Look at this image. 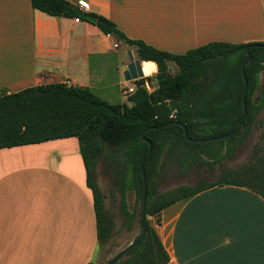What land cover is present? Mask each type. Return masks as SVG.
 <instances>
[{"label": "crops", "instance_id": "0c3cea01", "mask_svg": "<svg viewBox=\"0 0 264 264\" xmlns=\"http://www.w3.org/2000/svg\"><path fill=\"white\" fill-rule=\"evenodd\" d=\"M67 1L174 55L210 42L264 43V0ZM76 19L33 10L30 0H0V89L64 83L126 103L123 88L134 84L123 73L134 49ZM139 62L143 78L156 74L154 62ZM146 63L153 73H144ZM154 226L168 264H264V198L248 188L203 190L164 208ZM130 233L126 247L139 234ZM98 249L77 139L0 149V264H99Z\"/></svg>", "mask_w": 264, "mask_h": 264}, {"label": "trees", "instance_id": "16d2710c", "mask_svg": "<svg viewBox=\"0 0 264 264\" xmlns=\"http://www.w3.org/2000/svg\"><path fill=\"white\" fill-rule=\"evenodd\" d=\"M30 3L33 10L50 17L77 18L93 24L102 34L114 36L117 42L133 48L140 61L154 62L157 67L153 77L133 81L135 90L126 103L115 105L95 96L86 87L64 83L38 85L12 93L0 89V149L77 139L86 186L92 193L99 248L111 238L113 230L95 178L96 165L107 153L113 157L114 185L120 196L125 228L131 230L137 216L139 234L134 241L142 233L141 163L148 144L141 140V134L145 132L144 137L152 145L144 161L145 237L116 264H168V253L147 217L159 225L164 208L203 190L231 185L248 188L264 198V171L255 172L256 167H264L260 163L262 159H257L251 167L221 169L215 179H206L214 178V166L237 157L254 127L264 126V119L259 117L264 108V86L260 85L264 43L210 42L174 55L140 40L128 39L114 22L81 10L67 0H30ZM246 47H250L251 60L245 65L247 92L243 127L225 140L188 141L184 128L189 140H205L231 133L242 119L241 65L246 58ZM169 63L177 67L174 75L169 73ZM152 80L156 87L148 91L146 84L151 87ZM257 93L258 98L254 100ZM168 123L171 124L165 128L155 129ZM118 154L122 159H117ZM199 170L208 175L199 177L194 185L159 192L169 171L174 172L175 178H182Z\"/></svg>", "mask_w": 264, "mask_h": 264}, {"label": "rangeland", "instance_id": "374dc122", "mask_svg": "<svg viewBox=\"0 0 264 264\" xmlns=\"http://www.w3.org/2000/svg\"><path fill=\"white\" fill-rule=\"evenodd\" d=\"M129 50V48L123 46V51ZM169 73L174 75L177 72V67L173 63H169ZM144 73L145 70L143 69ZM148 75V74H146ZM151 87H156V82L151 81ZM260 119H264V108L259 115ZM254 127L251 130L250 137L246 140L242 151L237 155V157L232 161H223L219 166H214V178L209 177L206 172L202 170L193 171L186 174L182 178H175L173 176L174 172L169 171L167 181L162 184L159 188L161 194L166 193L170 190H173L179 186H192L194 185L199 177H205L206 179H215L221 172V169H237L243 166H249L255 164L257 159H262L260 163L264 164V126ZM112 154L103 155L95 168V178L96 183L104 196V208L108 216L113 222V230L111 238L98 249L101 252V261L98 263L104 264L111 260L115 255L126 248L128 241L130 240V230H127L125 227V220L121 213L120 206V196L114 185L113 174L114 170L111 166L112 164ZM117 159H122L121 154L117 155ZM264 171V167H256L255 172ZM130 207L132 206L131 200L129 201ZM147 220L150 221L152 225H155V220L152 217H147ZM133 228L135 234L139 233V224L137 221V216L134 221ZM98 252V253H99ZM100 254V253H99ZM96 254L97 258H100V255ZM103 264V263H102Z\"/></svg>", "mask_w": 264, "mask_h": 264}, {"label": "water", "instance_id": "95a60500", "mask_svg": "<svg viewBox=\"0 0 264 264\" xmlns=\"http://www.w3.org/2000/svg\"><path fill=\"white\" fill-rule=\"evenodd\" d=\"M113 41L115 43H117L116 38L113 36L112 37ZM249 48L250 47H246L245 49V53H246V58L245 60L242 62L241 65V72H242V76H243V80H244V88H243V93H242V106H243V117L242 119L239 121L237 127L234 129V131H232L229 134L223 135V136H219V137H215V138H211V139H205V140H189L186 134V130L184 128V136L188 141L194 142V143H207V142H212V141H220V140H225L230 138L231 136L235 135V133L243 127L244 124V119H245V115H246V103H245V96H246V92H247V80L245 77V65L251 60V55L249 52ZM128 56V64L126 65V69L123 73V77L124 80L127 82L130 81H135L138 79H142L143 78V73H142V69H141V65L137 56V53L135 50H130L127 53ZM171 123L165 124L161 127L155 128V129H162L165 128L167 126H169ZM144 133L141 134V140L146 142L148 144V150L146 151V153L143 155L142 158V163H141V175H142V179H143V204H142V212H141V221H140V225H141V229H142V233L140 235V237L134 241L133 243H131L126 249H124V251H122L121 253H119L118 255H116L113 259H111L110 261L106 262L105 264H116L130 249H132L133 247H135L136 245H138L145 237V230H144V222L146 219L145 216V201H146V194H145V190H146V178H145V172H144V161H145V157L146 155L150 152L151 150V143L150 141L146 140V138L144 137Z\"/></svg>", "mask_w": 264, "mask_h": 264}, {"label": "built area", "instance_id": "2783aa9c", "mask_svg": "<svg viewBox=\"0 0 264 264\" xmlns=\"http://www.w3.org/2000/svg\"><path fill=\"white\" fill-rule=\"evenodd\" d=\"M77 5L81 10H84V11L86 10V4L85 3L79 2ZM75 21H78V19H76ZM146 88L149 91L147 84H146ZM134 90H135V85L126 86L123 88V94L126 95V97H128L129 95H131L134 92Z\"/></svg>", "mask_w": 264, "mask_h": 264}, {"label": "bare ground", "instance_id": "6f19581e", "mask_svg": "<svg viewBox=\"0 0 264 264\" xmlns=\"http://www.w3.org/2000/svg\"><path fill=\"white\" fill-rule=\"evenodd\" d=\"M142 66H143V69L145 70L146 73H153V71L155 69L153 65L148 64V63L143 64Z\"/></svg>", "mask_w": 264, "mask_h": 264}, {"label": "flooded vegetation", "instance_id": "af4514ba", "mask_svg": "<svg viewBox=\"0 0 264 264\" xmlns=\"http://www.w3.org/2000/svg\"><path fill=\"white\" fill-rule=\"evenodd\" d=\"M262 72V71H261ZM255 97H256V100H257V98H258V93L255 95ZM255 97H254V100H255Z\"/></svg>", "mask_w": 264, "mask_h": 264}]
</instances>
